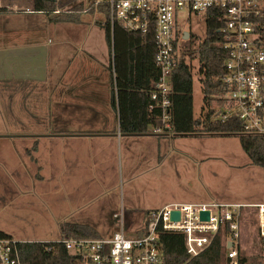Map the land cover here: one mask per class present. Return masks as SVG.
<instances>
[{
    "label": "rangeland",
    "instance_id": "1",
    "mask_svg": "<svg viewBox=\"0 0 264 264\" xmlns=\"http://www.w3.org/2000/svg\"><path fill=\"white\" fill-rule=\"evenodd\" d=\"M0 4L13 12L0 15V229L17 241L49 242L61 240V225L71 222L93 225L103 236H110L106 233L109 214L113 208L119 213L126 207L138 212L128 226L133 234L143 225L146 210L173 203H238L246 205L240 219L239 255L246 257L247 264L264 261L257 208L264 204V169L251 163L238 135H130L126 143L123 140L108 148L100 168L92 157L86 161L88 167L68 179L67 163L60 160L62 170L55 179L57 189L52 191L51 152L46 147L55 141L49 137L56 132L51 113V48L62 32L70 44H84L88 58L94 56L107 64L110 50L99 24L104 17L84 13L80 24L39 28L34 19L47 15L33 12L31 0H0ZM63 27L72 31L64 32ZM180 27L191 33L180 47L192 68L194 115L200 117L206 113L200 63L191 55L205 38V19L191 15L181 20ZM64 50L75 52L72 45H65ZM69 123L70 127L81 124L73 118ZM43 136L47 138L42 140L39 155L48 160L44 170L49 179L35 185L34 176L41 175V168L36 165L39 162H29L27 150L33 144L29 139ZM56 141L66 155L65 140ZM24 169L32 181L27 190L20 184ZM74 184L81 187L78 193L71 190ZM83 190L88 192L84 203L79 201ZM114 218L117 229L119 221Z\"/></svg>",
    "mask_w": 264,
    "mask_h": 264
},
{
    "label": "built area",
    "instance_id": "2",
    "mask_svg": "<svg viewBox=\"0 0 264 264\" xmlns=\"http://www.w3.org/2000/svg\"><path fill=\"white\" fill-rule=\"evenodd\" d=\"M98 7L105 3L110 12L112 28L119 23L123 29L147 34L153 29L156 46L155 64L160 76L154 83L150 108H159L160 116L151 128L163 135L172 128V77L182 54L181 41L186 31L180 22L191 15L203 16L212 10L223 12L222 47L229 53L225 61L223 104L212 106L213 119L235 118L242 132L264 135V0H84ZM61 12L57 10L56 13ZM205 19V18H204ZM191 33H189V37ZM188 37V38H189ZM246 205L220 201L173 203L149 210L143 225L129 234L123 211L115 214L118 228L110 236L97 238L64 236L61 240L74 257L75 264H162L159 232L184 235L185 248L191 256L199 255L223 234L230 264H239L241 215ZM264 235V204L257 205ZM179 212L178 219L171 213ZM203 212L209 213L202 219ZM13 238H0V264H26L19 255ZM25 242V241H24ZM231 246L228 247V244Z\"/></svg>",
    "mask_w": 264,
    "mask_h": 264
},
{
    "label": "trees",
    "instance_id": "3",
    "mask_svg": "<svg viewBox=\"0 0 264 264\" xmlns=\"http://www.w3.org/2000/svg\"><path fill=\"white\" fill-rule=\"evenodd\" d=\"M33 12H41L55 23L82 22L84 13L102 14L106 41L111 49L113 70L112 106L118 111L119 131L123 135H145L151 132L161 110L150 108L153 104L151 93L160 76L155 64L156 46L153 29L147 34L123 29L119 23L112 28L109 8L105 3L95 7L90 2L84 12V0H31ZM57 10L61 12L56 13ZM12 11L1 6L0 14ZM205 38L199 42L191 57L199 60L203 92V112L194 115L193 72L183 55L172 77V128L175 135H238L244 152L251 163L264 169V135L242 132L241 123L235 119L220 121L213 119L212 106L223 104L224 86L221 77L225 74V61L229 53L222 47L223 12L212 10L204 15ZM208 110V111H207ZM37 148V147H35ZM149 210L146 212L148 213ZM145 213V214H146ZM64 236L97 238L99 233L88 224L65 222L61 225ZM0 238H13L0 229ZM264 244V236H261ZM159 242L162 250V264H230L223 234H218L211 245L199 255L191 256L185 248L184 235L177 232L160 231ZM20 258L26 264H75L74 257L62 243L19 242ZM239 264H247L246 257L239 255ZM257 264H264L258 262Z\"/></svg>",
    "mask_w": 264,
    "mask_h": 264
},
{
    "label": "crops",
    "instance_id": "4",
    "mask_svg": "<svg viewBox=\"0 0 264 264\" xmlns=\"http://www.w3.org/2000/svg\"><path fill=\"white\" fill-rule=\"evenodd\" d=\"M39 14L43 13L39 12ZM0 15L4 16V14ZM34 23L39 28H45L46 25H49V27L51 26L50 28H52V24H66L65 22H51L49 21L48 16L34 19ZM12 30L20 29L15 28ZM63 30L64 32L65 30L71 32L72 28L63 27ZM62 34L63 33L60 32V38L57 36L56 44L51 48V113L52 118L55 121L53 128L56 132L52 133L49 137L51 140L55 141H51L50 145L48 146L47 144L46 147L51 152L49 158L51 159L52 167V191L57 189L55 179L57 178L59 171L62 170V162H60V160H64V162L67 163V175L65 177L69 179L70 177H74L73 175H76L79 169L88 167L89 162L86 163V161L92 157L96 165H98L97 168L102 167L100 161L105 155H108V148L115 147L111 145H116L119 142L121 144L123 140L126 143L127 141L125 140H128V138L131 137L130 135H123L120 133L118 111H116L111 104L113 95V70L111 69V65L113 58L110 47L107 64H102L97 62L94 56L87 57L88 55L85 53L84 44H70L67 40L63 39L64 36L62 37ZM65 45L68 47L72 45L75 52L65 51ZM34 52L36 53V49H34ZM40 81H42L41 78ZM72 118L80 121L81 124L78 126L72 124L73 127H70L71 124L69 121ZM44 138L46 139L47 137L26 138L33 143L32 148L27 150L31 155L29 162H39V164L36 165L41 168V175H38L37 177L34 176L35 185H37V183L41 184L49 179V174L44 170L45 168H48L45 164L48 160L45 161L39 155L40 147L44 146L42 145V140ZM60 139L65 140V146L67 149L66 155H63V151L59 148V141H56ZM104 142H106L105 145H101ZM86 164L88 165L86 166ZM21 177L22 181L20 184L24 188L26 187L27 190L28 185H31L32 181L29 182L27 180L30 177L25 169L22 171ZM80 188L79 185L74 184L71 190L74 193H78L77 190ZM80 193L79 201L84 203V199L88 192L83 190ZM121 211H123L124 221H128L126 222L128 226L131 225L132 221H136L138 212L126 209V207H123ZM117 213V209L114 210L113 208L109 214L108 221L110 223V228L106 232L109 235H112L116 230L114 222L116 219L114 218V215ZM144 214L143 217H145ZM91 226L100 236H103L95 226Z\"/></svg>",
    "mask_w": 264,
    "mask_h": 264
},
{
    "label": "water",
    "instance_id": "5",
    "mask_svg": "<svg viewBox=\"0 0 264 264\" xmlns=\"http://www.w3.org/2000/svg\"><path fill=\"white\" fill-rule=\"evenodd\" d=\"M55 1V0H54ZM187 35H186V37L185 38H188L189 37V33H186ZM138 135H140V134H138ZM171 215H172V219H178L179 218V212L178 211H173L172 213H171ZM201 217H202V219H208L209 218V213L208 212H203L202 214H201ZM231 246V243H229L228 244V247H230Z\"/></svg>",
    "mask_w": 264,
    "mask_h": 264
}]
</instances>
